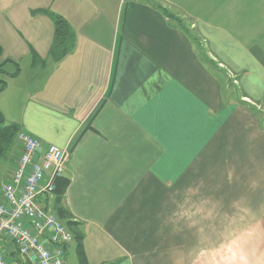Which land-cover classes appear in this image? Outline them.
Wrapping results in <instances>:
<instances>
[{
	"label": "crops",
	"instance_id": "0c3cea01",
	"mask_svg": "<svg viewBox=\"0 0 264 264\" xmlns=\"http://www.w3.org/2000/svg\"><path fill=\"white\" fill-rule=\"evenodd\" d=\"M59 15L76 46L57 62ZM10 125L70 148L40 199L82 236L68 264H264V0H0Z\"/></svg>",
	"mask_w": 264,
	"mask_h": 264
},
{
	"label": "built area",
	"instance_id": "2783aa9c",
	"mask_svg": "<svg viewBox=\"0 0 264 264\" xmlns=\"http://www.w3.org/2000/svg\"><path fill=\"white\" fill-rule=\"evenodd\" d=\"M16 139L19 147L12 177L3 185L0 198V246L2 238L14 241L28 264H68L67 248L75 236L40 199L55 193L65 175L70 148L45 147L23 129ZM24 262L10 261L0 248V264Z\"/></svg>",
	"mask_w": 264,
	"mask_h": 264
},
{
	"label": "trees",
	"instance_id": "16d2710c",
	"mask_svg": "<svg viewBox=\"0 0 264 264\" xmlns=\"http://www.w3.org/2000/svg\"><path fill=\"white\" fill-rule=\"evenodd\" d=\"M75 46L76 34L69 22L63 16H55V39L51 48L52 56L57 62H60L75 49ZM18 130L19 127L17 125L0 128V156L5 152L7 146L13 143ZM63 178L58 181L55 193L58 191L59 184ZM67 224L70 225L72 222H68ZM75 238L81 242L82 236L76 234Z\"/></svg>",
	"mask_w": 264,
	"mask_h": 264
},
{
	"label": "rangeland",
	"instance_id": "374dc122",
	"mask_svg": "<svg viewBox=\"0 0 264 264\" xmlns=\"http://www.w3.org/2000/svg\"><path fill=\"white\" fill-rule=\"evenodd\" d=\"M67 259L69 260L68 263H74V262L79 260V256H78V253L76 250V246H73V248H71L70 255L68 256Z\"/></svg>",
	"mask_w": 264,
	"mask_h": 264
},
{
	"label": "clouds",
	"instance_id": "9594fccd",
	"mask_svg": "<svg viewBox=\"0 0 264 264\" xmlns=\"http://www.w3.org/2000/svg\"><path fill=\"white\" fill-rule=\"evenodd\" d=\"M214 264H247V261L245 260H222V261H216Z\"/></svg>",
	"mask_w": 264,
	"mask_h": 264
}]
</instances>
